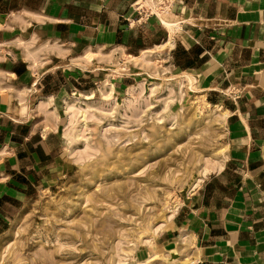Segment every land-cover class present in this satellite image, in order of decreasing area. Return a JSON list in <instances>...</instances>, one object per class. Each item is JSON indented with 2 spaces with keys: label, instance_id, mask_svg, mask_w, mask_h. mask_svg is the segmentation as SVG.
<instances>
[{
  "label": "rangeland",
  "instance_id": "374dc122",
  "mask_svg": "<svg viewBox=\"0 0 264 264\" xmlns=\"http://www.w3.org/2000/svg\"><path fill=\"white\" fill-rule=\"evenodd\" d=\"M96 56L60 63L9 110L25 151L12 185L0 176V264H198L176 216L197 190L234 191L230 130L264 87L232 74L208 88L164 55Z\"/></svg>",
  "mask_w": 264,
  "mask_h": 264
},
{
  "label": "crops",
  "instance_id": "0c3cea01",
  "mask_svg": "<svg viewBox=\"0 0 264 264\" xmlns=\"http://www.w3.org/2000/svg\"><path fill=\"white\" fill-rule=\"evenodd\" d=\"M168 1L153 10L149 0H0V176L12 177V185L25 151L14 131L24 116L9 110L20 111L41 76L63 70L62 62L70 71L98 52L150 53L196 70L208 88L232 74L244 77L242 86L264 87V0ZM244 56L246 62L231 65ZM253 104L257 110L237 117L240 127L230 130L228 159L240 170L234 191L197 190L176 216L198 264H264V160L257 144L264 103ZM30 146L28 154L39 160L41 148Z\"/></svg>",
  "mask_w": 264,
  "mask_h": 264
}]
</instances>
